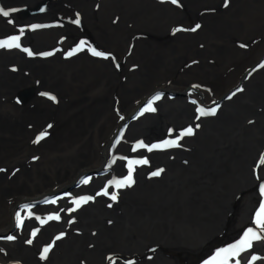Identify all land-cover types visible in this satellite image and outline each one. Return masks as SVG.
I'll return each mask as SVG.
<instances>
[{
  "label": "bare ground",
  "instance_id": "obj_1",
  "mask_svg": "<svg viewBox=\"0 0 264 264\" xmlns=\"http://www.w3.org/2000/svg\"><path fill=\"white\" fill-rule=\"evenodd\" d=\"M6 1L23 3L18 14L0 16V39L12 31L22 39L15 53L0 55V264H178L181 248L196 255L206 249L208 243L198 244L214 235L216 216L235 220L238 208L244 210L238 206L228 216L222 198L230 200L229 206L242 194L241 205L257 201L244 177L247 154L227 159L231 177H214V193L207 198L202 194L209 184L194 181L205 174L197 170L189 175L170 162L189 144L191 135H182L188 128L213 135L214 148L232 140L246 153L252 135L262 133L264 68L223 117L204 120L198 109L223 95L214 94V85L232 64L258 48L255 41L264 36V0H227V6L225 0ZM85 6L105 16H91ZM35 20L47 27L26 39L23 28ZM81 23L88 25L85 38L76 28ZM75 40L84 47L68 55L82 42L77 46ZM103 43L117 53L116 63L109 56L97 61L89 51V46L98 51L95 45ZM53 44L64 49L58 53L62 59L51 66L29 60L24 51ZM209 58L216 64L208 65ZM20 66L30 68L32 80L14 73ZM181 82L198 95L182 93ZM49 95L56 103L48 102ZM156 95L155 111H143ZM254 116L258 123L247 130L244 122ZM127 131L130 151L123 156L118 146ZM42 133L47 134L34 142ZM173 140L178 146L152 147ZM141 144L146 149L137 147ZM261 155L259 181L264 180ZM130 169L131 186L117 187ZM157 171L160 175L153 176ZM192 191L186 204L182 195ZM85 199L76 206L75 201ZM57 215L60 219H48ZM45 248L49 252L43 257ZM139 257L144 260L134 263Z\"/></svg>",
  "mask_w": 264,
  "mask_h": 264
},
{
  "label": "water",
  "instance_id": "obj_2",
  "mask_svg": "<svg viewBox=\"0 0 264 264\" xmlns=\"http://www.w3.org/2000/svg\"><path fill=\"white\" fill-rule=\"evenodd\" d=\"M15 5H12L14 4ZM23 2H18V1H6V0H0V8L7 10L11 13L18 14L20 12V8L22 7ZM23 5L26 6V10H28V5L24 3ZM12 9H16V11H12ZM32 10V9H31ZM33 11V10H32ZM22 12V11H21ZM2 16V15H0ZM32 25H40L41 27L33 29L31 26ZM47 27V24L40 22V21H33L30 22L29 25L25 26L23 30L28 31V35L26 37L29 38L30 36H34L35 34H38V32H41L45 30ZM14 29V26H13ZM16 33H8L4 37L0 39V41L3 40H11L13 37H15ZM18 35V34H17ZM20 37V36H19ZM19 43L21 45L22 39L20 38ZM48 50V46H43L40 49L34 50L32 53L33 55L29 56L27 54V58L33 59L35 56L36 59L42 60V59H47L45 57V53ZM10 52L15 53L16 52V47L12 48H0V55H6L9 54ZM264 68V53L262 56L247 70L244 72V74L241 76L240 80L233 86L231 89L226 91L222 96L217 98L216 100L212 101L210 104H206L204 106V110H212L213 108L216 109L214 115H205L206 118L204 120H214L216 118H221L224 116V113L226 111V108L230 105H232L235 100H238L240 96L246 94V86L248 82L250 81V78L253 76L255 77L256 74H259L262 69ZM258 77V76H257ZM262 76H260L261 78ZM255 79V78H254ZM187 88H191V86H187ZM188 90V89H186ZM185 90V91H186ZM185 93V92H183ZM134 111V110H133ZM132 111V112H133ZM129 113L128 116H130L133 113ZM264 114H262V117ZM258 117L254 116L252 119H248L244 122L245 128L247 130H252L255 125L258 123L256 121ZM204 122V121H203ZM260 131L262 132L261 134L258 133L257 135L253 136L252 135V141L248 144V149L249 153H246V149L241 146L240 144H237L238 142H233L232 140H229L227 145H224L219 148H214V136L210 135V133H204L203 129L202 130H196L194 128L193 134L189 137V144L183 146L182 150H180V158L178 157L174 159L172 162V165L175 166L176 168H180L188 172L189 175L196 173L197 170H200L201 173L205 174V176H196V180H194L197 185H206L209 184L208 187L206 188L205 191H203L202 197L207 198V196H210L212 193H214V189H211L212 183L214 182V177H219V178H227L229 179L231 177V172L229 169V166L227 165V159L231 156H239L241 154L245 155L247 154V157L249 158L248 160V167L246 168V172L244 171V177L247 182V176L249 178V182L251 183L250 187H252L253 192L250 193L251 199L257 200L253 204H250L249 206L246 205H241L238 202L241 200L237 199L235 202L229 206V199L228 198H222L223 202H227L224 204L222 207L225 208L226 213L228 216L232 215L235 209L238 208V206H241V208L249 209L248 211L251 212L250 214H244L245 216H242V209L238 208L239 210V217L237 216L235 220L233 219H223V215L226 216V214L223 215H218L216 216V223L214 224V235L212 236H207L206 239L202 240L198 245H205L206 243V249L199 255L198 258L195 260V264H210L211 261L216 259L217 257V252L230 248L234 243L239 241L241 237L244 235V233L247 230H244L243 227L245 223L250 224L248 226H252L253 220L256 216V212L258 211L260 204L262 203V199L260 196H256L255 194H259V185L257 186V182L259 180H256V176L260 173H258L259 170V162H260V157H262V152H264V141L260 142L257 141L255 137H259L264 140V124L259 126ZM233 134H236L234 131ZM161 155L163 151L160 152ZM251 162V163H250ZM250 164H252V167L250 168ZM249 169H250V175L249 174ZM258 173V174H257ZM244 184V183H242ZM240 187V186H239ZM238 187V188H239ZM237 188V189H238ZM210 191V192H206ZM193 191L190 193H184L182 197H185L186 199V204L190 202L192 199ZM191 196V197H190ZM241 219V222L239 220ZM235 222V223H234ZM234 223V224H233ZM230 225L233 227V230L230 232L226 233L224 236L223 233L225 232V227H222V225ZM233 224V225H232ZM219 230H221L220 233H217ZM224 231V232H223ZM227 240V241H226ZM220 248L214 249V247L218 243H222ZM238 258H229L227 259L228 264H235L236 260ZM144 259L137 258L134 260L135 262L142 261ZM240 261V260H239ZM219 264V263H217Z\"/></svg>",
  "mask_w": 264,
  "mask_h": 264
},
{
  "label": "rangeland",
  "instance_id": "obj_3",
  "mask_svg": "<svg viewBox=\"0 0 264 264\" xmlns=\"http://www.w3.org/2000/svg\"><path fill=\"white\" fill-rule=\"evenodd\" d=\"M67 6H70V4H67ZM85 8H86V6H85ZM86 10L89 11V13H90L91 16H96L98 18L105 16V15H102V14L99 15L98 13L94 12L95 8H93V10H92L90 6H88L86 8ZM117 19H118V14H117V18L115 19V22H116ZM263 21L261 20V22H263ZM115 22H114V25H116V23H117V22L116 23ZM107 23L109 24V21H107ZM78 27H80L79 30H80V33H81V37L82 38H85V36H88V34H90L88 32V25H87V23H84V24L81 23V25L80 26H77L76 28H78ZM80 41H82V40H75V43L74 44H76L77 46H79ZM255 42H256V44H258L257 45L258 48L254 52L252 51L249 55H247V56L239 59L234 64H232V66H230L231 68L227 71V73L224 76H222L217 81V83L214 85V94H221L222 95V94H224L225 91H227L228 89H230L231 87H233L239 81V79L244 74V72L247 70V68H249L251 65H253L262 56V54L264 53V36H262V37L259 36L258 41H255ZM106 45H104V43H103L102 45L100 44V46H97V45H95V46L98 48V51L104 53L105 56H109L110 59L114 63H116L117 62V59L115 57H113V55H116L117 53L114 52L112 48H110L109 46H106ZM53 46H55V45L53 44ZM63 49L62 48H59V46H57V44H56V46L54 48L48 47V50L46 51V53H49L50 52V53H52V55H45L44 58H47V59H42V60H38V61L43 62V63L47 62V63L50 64V66L53 65V64H57L56 62L58 61V59H62V55H60L58 53H59V51H61ZM89 55H90V53H89ZM99 58H100V56H96L95 60L99 61ZM33 59H36L35 56L33 57ZM67 59L69 60L70 57L67 58ZM38 61L32 62V65H34V63H37ZM206 61H207V64L208 65H210L213 62H214V65L216 64V61H214L213 58H209ZM19 71H21V72H19ZM52 71L54 73V70L53 69L49 72V74H50L51 77H52ZM17 72H19L18 74H21V75L22 74L27 75L26 77H29V80H32L33 76H35V74L30 71V68L29 67L24 68L23 66H20L19 68H17V70L14 73H17ZM216 73H218V72H216L214 70V77L217 78ZM38 80L39 79H36V81H38ZM177 86H179L181 88V92L182 93L185 92L186 89H188V91L190 93L194 92L195 93L194 95H196V96L198 95V92H196L195 90L190 89V88H187L188 85L186 86V83H182V82L181 83H177ZM200 88L207 94V92L202 87H200ZM166 92H167V90H166ZM78 94H81V93L80 92L79 93L75 92L74 95L76 96ZM167 94L174 95L173 93H170V92H167ZM167 94L164 93V95H167ZM207 95H209V93ZM89 96L90 95H86V97H89ZM212 97H213V94L212 95H209V98L212 99ZM170 98H174V97H170ZM213 98H216V97H213ZM211 99H209V100H211ZM60 100L62 101V99H60ZM48 102H50V103H56V100L50 99ZM64 102L67 104L66 100ZM158 102H159L158 100H155V104H157ZM137 109H138V106H137ZM133 116L134 115L131 114L130 116H128L129 117L128 119L132 118ZM124 120L127 121V118H124ZM116 122L118 123L119 121L116 120ZM130 134H131V132L130 131H127V133L123 137L122 141H120V142H122L118 146V150L120 152H118L116 150L119 154H121L123 156H126L129 153V151H130V145L128 144V141H127V138L130 137ZM120 146H121V148H120ZM136 149L137 148H134V151H136ZM144 149H146V144L144 145V147L142 148V150H144ZM164 153H166V152H163L162 155ZM261 184H264L263 178L259 182H257V186L259 185V196L262 199V194L260 192V186H261ZM61 189H63V188H61ZM243 197H244V194H242V196L238 197L237 198V201L238 200H242ZM262 202H264V200H262ZM254 220H255V218H254ZM254 220H253V223H252L253 225L252 226H248L250 224V221H251V219H250L249 220V223H245L243 229L244 230H248L249 228H252L253 230L258 231V229L256 228V224L254 223ZM226 233H228V231L224 232L222 236H224ZM260 235L262 236V238L260 240H254V241H252V247L251 248H249V249H247V250H245L243 252H240L236 256H232L231 254H227V257L226 258L227 259L233 258V257L238 258L237 260L238 261L240 260L239 261L240 264H264V233H260ZM236 243H234L233 245H235ZM222 244H223V242L222 243H218L214 247V249L220 248ZM219 252H221V251H219ZM172 257H174V256H172ZM198 257H199V255H196V254H189V253L187 254V253H184L183 252V249L181 248V253L177 257V263L178 264H195V260ZM253 257H256V259L253 260ZM223 259H225V257H219V258L216 257L217 263H219V261L220 260H223ZM175 260H176V258H175ZM139 262H141V261H139Z\"/></svg>",
  "mask_w": 264,
  "mask_h": 264
},
{
  "label": "snow or ice",
  "instance_id": "obj_4",
  "mask_svg": "<svg viewBox=\"0 0 264 264\" xmlns=\"http://www.w3.org/2000/svg\"><path fill=\"white\" fill-rule=\"evenodd\" d=\"M171 2L173 4H177L178 0H171ZM225 5L227 6V0H225ZM41 10H43V9H41ZM12 11L14 12V11H16V9H12ZM0 15H2L3 17H9L10 16V12L0 8ZM11 22L12 21L9 20V23H11ZM75 23H79V19L78 18L75 21ZM31 27L33 29H36V28H39L41 26L40 25H32ZM199 27H200V25H196V28H199ZM196 28H193L192 31H195ZM21 35H23V30H21ZM19 40H20V37L19 36H15L11 40L0 41V48H4V47H7V48H12V47L19 48L20 47ZM83 47H84V42L82 41L80 46L77 47L74 50V52H69L68 55L75 54V52L80 51ZM24 51H26L29 56L33 55V53L31 51H29L28 49H24ZM89 51H91L92 55H94V56H104L105 58H107V56H105L104 53L95 50L91 46H89ZM44 55H52V53L49 52V53H45ZM43 95H47V94H43ZM48 98L52 99V100H55V97L51 96V95H49ZM159 99H160V95H156L152 100H149L147 102V105H146V107L144 108L143 111H145V112L155 111V108L153 107V103H154L155 100H159ZM198 111L200 112L201 116L214 115L216 109L213 108L211 111L205 112L204 109L201 108V109H198ZM46 134L47 133H42L40 136L37 137V140L34 141V142H39V140L43 139L44 135H46ZM192 134H193V129L192 128H188L182 133V135H187V136H190ZM168 146H178L177 141L176 140L166 141L163 145H153L152 147L153 148H157V147H168ZM137 147H144V145L141 144V145H138ZM149 150L151 151L152 149L150 148ZM141 163H147V161L146 160L145 161H141ZM262 163H264V160H262ZM152 175L153 176H159L160 175V171L153 172ZM87 182H88L87 180L83 181V183H87ZM132 183H133V179H132V174H131V169H130L127 179L124 180V181L117 182L116 186L117 187H123L125 185L131 186ZM260 192H261L262 195H264V184H261ZM104 194L107 195L108 193L105 192ZM111 199L112 200L116 199V194L115 193L112 194ZM51 202L55 203V201H51ZM86 202H87V199L82 200V201H75V204H76L77 207H79L81 203H86ZM48 219L49 220H51V219L58 220V219H60V217L58 215L57 216H50V217H48ZM41 222L44 223L46 221H41ZM21 223H22V221L19 218V214H17V224L20 225ZM254 223L256 224V228L258 229V231L253 230L252 228H249L244 233V235L241 237V239L235 245H232L230 248L223 249V250H221V252H218L216 254L218 258L219 257H225V259L219 261V264H228L227 258H226L227 254H231L232 256H236L240 252H243V251L251 248L252 247V241L260 240L262 238L260 233H264V202H262L260 204V207H259L258 211L256 212ZM33 236H35V232L33 233ZM8 239H13V237H8ZM57 239H59V237H57ZM29 243H31V241H29ZM48 252H49V248H45L44 252H43V257H46ZM255 259H256V257H253V260H255ZM210 264H217V260L214 259L213 261L210 262ZM236 264H240V262L237 260Z\"/></svg>",
  "mask_w": 264,
  "mask_h": 264
}]
</instances>
